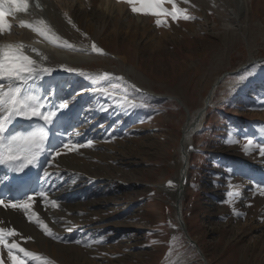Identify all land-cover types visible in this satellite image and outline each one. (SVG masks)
I'll list each match as a JSON object with an SVG mask.
<instances>
[{"label": "rangeland", "instance_id": "1", "mask_svg": "<svg viewBox=\"0 0 264 264\" xmlns=\"http://www.w3.org/2000/svg\"><path fill=\"white\" fill-rule=\"evenodd\" d=\"M251 1L242 32L223 26L229 17L223 0H193L190 5L176 0L195 19L173 22L168 17L167 27H157L155 17L147 16L145 23L157 31L151 36L140 31L127 37L116 31H135L139 18L131 9L114 23L92 25L93 38L116 57L69 64L82 67L92 78L84 85L73 81L81 85L67 90L66 96L73 98L70 104L84 100L97 136L80 161L61 168L64 178L85 176L79 181L90 188L94 176L97 185L89 189L87 199L59 201L55 223L48 225L60 233L61 239L54 241L58 246L42 241L30 252L54 264H202L174 221V197L157 188L183 165L179 141L184 109L172 99L149 97V106L125 111L115 98L93 88H107L116 98L127 95L139 104L146 95L113 79L96 81L101 70H121L139 87L176 96L195 112L216 78L246 62L250 53L264 58V0ZM81 22L87 23L84 18ZM209 107L202 129L193 137L200 150L189 157L181 201L184 222L209 264H264V185L258 183L264 175L259 153L264 146V62L225 75ZM249 140L253 144L245 153ZM2 258L10 264L6 249ZM22 258L39 264L38 259Z\"/></svg>", "mask_w": 264, "mask_h": 264}, {"label": "bare ground", "instance_id": "2", "mask_svg": "<svg viewBox=\"0 0 264 264\" xmlns=\"http://www.w3.org/2000/svg\"><path fill=\"white\" fill-rule=\"evenodd\" d=\"M178 1L184 2V0ZM192 1L193 0H188L187 3H189L190 5ZM223 2L225 3L229 14L227 21H224L222 23L223 26H225L227 29H236L242 32V18L244 17L245 12L249 10V4L252 1L223 0ZM128 9H130V6L128 4L118 2V0H29V7L24 13H16L7 18L11 25V28L4 31L3 33H0V46L24 45V48L22 50L26 55H29L38 63L56 70L52 73L51 76H44L41 80L30 81L28 85L23 86L22 92L26 88L27 92L25 94L44 97L53 89L54 86L55 95L51 98L53 103L58 102L59 100L64 98H68L69 101L73 99L70 98V95L66 96V91H72L73 89L79 87L82 83H87L89 75L87 74V72H85L87 75L85 73L84 75L78 74L83 73L80 71V67L72 68L78 70V72H67L59 70L60 66L63 65L69 68V64L71 61L83 62L95 59L98 56L100 58L101 55L103 56V54L91 52V44L93 42L100 49L103 50L105 48L99 40L93 38V33L91 31L92 25L100 21H102L103 23H114V21L118 18L123 19ZM136 15L139 18V23L136 24L135 31H131V29L128 27L125 28L126 30L118 27L116 31L122 32L127 37L133 35L134 32L140 31H146L148 34H150V36L152 35V33H157V31L149 25V22L145 23L144 19L145 17L147 18V16L141 14ZM82 18L86 19L87 21L85 26L81 22ZM69 19H71L72 24L68 23ZM21 20H23L26 24H32L33 26H39L38 22L40 20H43L45 25L49 29H51V32H54L62 40H67L70 44L74 45V49H68L59 46L58 44L51 43L32 29L28 27H21ZM73 25H75V27H73ZM32 49H36L39 55H37V52H33ZM253 59L255 58H252V53H250L248 60L243 64H246ZM121 61L122 63H125L126 58L122 57ZM113 74L116 76H122L125 80L131 79V77L127 73H124L121 70L113 71ZM101 77L102 76L99 75L97 81H100ZM72 78L78 79L81 84L66 82L67 80L69 81ZM216 82L210 90L211 100L216 89ZM0 83H4L7 87V81H2ZM16 83L18 84L19 82ZM183 106L188 110V117L186 124L183 126V135L181 139V146L179 148L180 160L182 162L185 158L183 151H187V147L192 144L194 136L192 123L196 122V128H198L199 131L202 128L203 122L205 121V115L207 113V109H204V99L203 105L193 113L189 111L184 103ZM91 117L92 115L88 113L87 110H85V102L83 99L77 101L75 104L69 103V108L63 111V114L60 115L59 119H57L55 125L53 126V139L50 148H59L61 143L67 138H71V140L80 144H84L88 140L93 141V139H95L97 135L95 132L96 129L94 130L93 128L94 125H92L89 121ZM261 141H264V139ZM87 149H89V147H83L74 152H64L62 149H60L63 154L57 157L51 163H49L50 157L49 155H47L46 161L41 167L40 173L42 178H44L46 180V183L48 184V187L42 190L47 191L48 201H51L52 199H56L57 201H59L60 199H62V201H78L87 199L90 196V192L88 191L87 186H83L84 184L82 185L79 181L85 176L74 177L73 175L71 177L68 176L67 178L61 176V174L65 175V172H62L61 167H63L65 164H69L77 160L80 161L82 155L87 153ZM187 156L189 157V154ZM188 166L189 163L188 165H186V167L182 165L180 171L175 177L178 179L180 178L181 174L184 175V189L188 181ZM45 171L52 174L50 178L45 177ZM90 180L92 181H89L88 185H94L97 183V178L94 176H91ZM73 181H75V183H73ZM2 182L3 179L0 177V184ZM258 183L264 184V175L259 179ZM52 185H54V187ZM184 189L180 191L181 193L178 197L176 196V191L178 190V188L174 191V193H169V191H167L166 193L168 196H172L176 198V200H179L180 208L182 206L181 201L184 196ZM253 190H255L254 186ZM7 203L8 201H5V204ZM30 211H35L38 214L39 218L43 219L44 222L49 226H52L55 223L57 207H51L50 203L45 206V202L43 201V199L38 196L36 197L33 203V207ZM56 225L57 224H55V226ZM0 227L6 229H14L18 233V235L7 239L9 240V242H12L14 240L21 247H24L27 251H29L30 249H32V247H35L39 244V242L42 241L45 245L51 244V247H57L58 244L54 241L61 239L60 233L58 235V233L52 232L55 238L45 235L38 224L35 222H30L27 219L24 211L19 208L0 206ZM261 233L264 241L263 229ZM81 235L82 232L80 233V237H82ZM66 239L68 238L66 237ZM3 249L4 248L0 246V255L2 254ZM19 255L23 257L22 254ZM25 258L28 259V257Z\"/></svg>", "mask_w": 264, "mask_h": 264}, {"label": "snow or ice", "instance_id": "3", "mask_svg": "<svg viewBox=\"0 0 264 264\" xmlns=\"http://www.w3.org/2000/svg\"><path fill=\"white\" fill-rule=\"evenodd\" d=\"M118 2L128 4L133 13L155 17L154 23L157 27H167L168 17H170L173 22L180 19H195V17L187 14V9L179 8L176 0H118ZM187 2L188 0H184V3ZM165 4H170L172 7L170 9L166 8L164 6ZM28 7L29 0H0V33L11 28L7 19L9 16L16 13H24ZM161 17H164V19ZM68 23L72 24L71 19L68 20ZM38 25L39 26H33L32 24H26L23 20L20 21L21 27L32 29L49 42L68 49H74V45L70 44L67 40H62L54 32H51V29L45 25L43 20H40ZM73 27H75V25H73ZM23 48L24 45L0 46V82H8L7 87L4 83H0V165H9L17 172H23L27 167L35 165L39 157L46 151L50 157L49 163H51L63 154L60 149L64 152H74L83 147L93 146L92 140L80 144L74 142L71 138H67L61 143L59 148L46 149V141L49 139V136L47 132L44 131V128L55 125L57 119L63 114V111L69 108L70 101L68 98H64L53 103L51 98L55 95L54 86L44 97L27 95L25 94L27 92L26 88L22 92L23 86L28 85L30 81L41 80L44 76H51L56 70L38 63L29 55H26L22 50ZM32 51L37 52L36 49H32ZM91 52L103 54V50L94 42L91 44ZM37 55H39L38 52ZM59 70L78 72L76 69L67 68L63 65L60 66ZM78 74L84 75V73ZM102 75L104 79L120 81L122 84L128 85L129 88L135 89L136 92H140V89L136 88V85L129 84L122 76H114L107 72ZM88 78L92 79L91 77ZM16 82L19 83L17 84ZM93 91H99L110 98H115V104L125 111L129 108L134 109L137 107L143 108L149 106L147 101L150 98L146 96L137 104L133 100L128 99L127 95L116 98V92H109L107 88H93ZM100 110L107 111V108H101ZM16 118L29 121L33 119L42 121V128L38 132L33 131L26 135L17 133L13 134L11 137H5L4 133L7 127L10 126ZM5 139H7V143H5ZM252 144L253 141L249 140L248 144L244 145L243 151L245 153L249 152ZM259 153L264 157V146H259ZM44 175L46 178H50L52 174L45 171ZM73 183H75V181H73ZM52 186L54 187V185ZM260 194L264 195V187L260 188ZM229 195H233V193L230 192ZM37 196L43 199L45 206L50 203L51 207H58V201L56 199L48 201L47 191L26 194V198L22 203L10 201L5 204V201L0 199V206L22 209L30 222L37 223L45 235L55 238L52 230L44 220L40 219L35 211H30ZM240 214L239 212L235 213V215L238 216ZM71 230L72 229H68V231ZM17 235L18 233L14 229L0 227V246L7 249V258L10 264H28V261L19 254H22L23 257L38 259L39 264H54V262L50 260L37 257L36 254L27 251L14 240L9 242L7 239ZM76 242L79 243L80 241ZM0 264H3L2 259H0Z\"/></svg>", "mask_w": 264, "mask_h": 264}, {"label": "water", "instance_id": "4", "mask_svg": "<svg viewBox=\"0 0 264 264\" xmlns=\"http://www.w3.org/2000/svg\"><path fill=\"white\" fill-rule=\"evenodd\" d=\"M259 60H261V59H259ZM252 63H253V60H251L250 62H247L246 64L240 65L237 69H235V70L232 71V72H228V73H229V74H231V73H236V72H238V71H240V70L246 68L247 66L251 65ZM228 73H224L223 75H221V76L218 78V80H216V81H217L216 83H218V82L221 80V78H222L225 74H228ZM208 98H209V96L207 97V100H208ZM182 107H183V109H184V111L186 112V115H187V117H188V110H187L183 105H182ZM192 125H193L192 127H194L195 122H193ZM185 161H186V158H185ZM183 182H184V175H183V174H181L180 178H178V179L175 178V179L171 182L173 185H176L177 188H178V190L176 191V192H177V194H176L177 197L180 196V193H181L180 191H181V190L183 189V187H184ZM179 189H180V190H179ZM175 200H176V199H175ZM179 204H180L179 200H176V201H175V204H174V208H175V214H176V218H177V220H178V222H179L180 229H181V231L183 232V234H184L185 238L187 239V241H188V242L190 243V245L195 249V251H196V253L198 254L199 258L203 261L204 264H207V262H206V260H205V258H204V255H203V253H202V251L199 249V247H198V245L196 244V242H195V241L189 236V234H188V232H187V230H186V227H185L183 221H182L181 218H180Z\"/></svg>", "mask_w": 264, "mask_h": 264}]
</instances>
